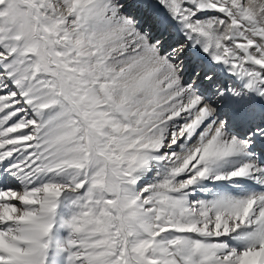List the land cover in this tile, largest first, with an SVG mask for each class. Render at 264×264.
Wrapping results in <instances>:
<instances>
[{
	"label": "snow or ice",
	"instance_id": "obj_1",
	"mask_svg": "<svg viewBox=\"0 0 264 264\" xmlns=\"http://www.w3.org/2000/svg\"><path fill=\"white\" fill-rule=\"evenodd\" d=\"M0 264H264V0H0Z\"/></svg>",
	"mask_w": 264,
	"mask_h": 264
}]
</instances>
